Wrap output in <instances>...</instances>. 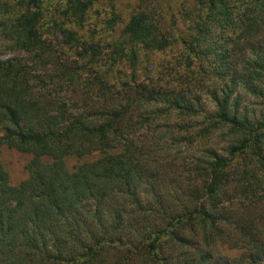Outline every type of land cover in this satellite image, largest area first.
I'll list each match as a JSON object with an SVG mask.
<instances>
[{
  "label": "trees",
  "instance_id": "trees-1",
  "mask_svg": "<svg viewBox=\"0 0 264 264\" xmlns=\"http://www.w3.org/2000/svg\"><path fill=\"white\" fill-rule=\"evenodd\" d=\"M58 2L57 17L51 16L49 23L65 36L67 44L78 47V28L92 19L94 1ZM191 6L188 2L181 6L171 26L174 30L180 21L188 23L187 39L174 36L171 30L166 34L154 16L137 12L121 32V40L105 46L113 49L107 60L102 58L99 43L93 38L84 40L78 57L87 60L92 74L79 92L88 112L79 114L69 113L76 102L47 93L50 85L70 87L78 84L81 76L73 65L57 60L43 39L40 23L44 9L48 11L45 0H32L13 19L9 34L14 33L11 40L15 46L33 55L35 65H55L56 71L38 74L36 67L18 58L0 62V151L6 146L32 155L28 178L18 186L10 184L0 163V264H103L101 255L107 254L108 246L117 250L124 246L118 264H193L196 242H187L183 231L202 237L204 243L220 239L232 248L245 249L248 259L244 264H264V211L260 209L255 216L241 213L237 219L224 216L232 200L251 199L259 191L264 194V151L260 145L264 121L240 117L237 102L234 106L230 103L233 90L227 84L222 97L213 91L218 109L214 114L199 110L209 126L202 134L213 130V124H228L245 138L230 148L229 159L212 152L209 159L195 160L196 169L184 172L186 178L173 179L171 174L173 181L186 183L190 190L180 196L188 199L186 208L173 212L169 201L178 199L166 201L171 192L166 195L162 191L170 182V171L182 173L190 166L169 158L154 136L158 124L169 121L172 113L182 118L193 117L198 111L185 96L154 92L148 82L137 87L131 84L143 63L139 62L142 55H157L181 45L186 71H193L198 64L203 70L208 67L206 75L213 79L234 78L253 85V93H257L255 83L264 86V0H195L194 8ZM119 19L112 12L101 26L114 32ZM247 49L254 58L238 70L239 57ZM101 62L108 65L109 73L130 63L131 79L119 81L109 78L107 72L99 75L95 68ZM195 80L202 88L198 77ZM251 148L254 157L248 170L238 173L243 180L231 181L230 164ZM70 157L92 161L69 171L65 160ZM229 190L235 197L229 198ZM148 193L156 200L154 206L142 205V196ZM129 208L136 209L145 223L136 236L125 232ZM106 216L111 218L108 225ZM225 224L233 225L232 230L228 228L231 233L227 234Z\"/></svg>",
  "mask_w": 264,
  "mask_h": 264
},
{
  "label": "rangeland",
  "instance_id": "rangeland-1",
  "mask_svg": "<svg viewBox=\"0 0 264 264\" xmlns=\"http://www.w3.org/2000/svg\"><path fill=\"white\" fill-rule=\"evenodd\" d=\"M93 1L94 8L90 12L92 19L87 21L82 28H78V38L81 41L80 43H77L80 44L78 47H74L75 43L70 45L67 44L65 36L56 28L51 27L53 25L49 23L51 16L57 17L56 14L59 10L58 0H45L46 5L48 6V11L45 12L46 9H44V18L40 23L42 31L44 30L45 32L43 34V39H47L46 42H48L53 49L52 51L57 56V60L58 58H60V61L62 60V62L65 60L69 65H73L71 68H77L79 70V76H81V79L77 77L78 84L70 87L67 84L61 86L50 85L47 89V93H55L54 96H59L62 99L76 102L77 106L69 111L71 114L88 112L80 102L82 94L79 93L83 92L84 83L88 82V74H92L89 73V70L91 69L87 65V60L78 57L79 54L83 53L81 44L84 43V40L89 42L91 38H93L95 43H99L103 52L102 58L103 60H107L108 55L113 49L110 47V49H104L107 48L105 46H107L108 43L115 44L121 40V32L129 22L131 15L137 12H144L154 16L156 20L161 22L160 28L163 26L164 30H166V34L171 30L174 36L183 35L184 38L187 39L188 33L186 28L188 23L180 21L177 25L178 30L175 28L172 30L171 26L173 23V17L181 12V6L183 7L184 4L186 5L187 2L190 3V6L192 5L191 7L194 8L195 6V0ZM31 2L32 0H0V62L4 63L18 58L22 59L25 63L27 61V66L31 68L36 67L35 70H37L38 74L53 75L56 71L55 65H35L34 56L26 53L24 50L18 49L15 46L14 40H11L14 37V33L12 35L9 34L13 19L24 10L28 4H31ZM112 12H114L116 16H119L120 22L116 25L114 32H106L108 27L106 25L102 27L101 24H105L107 19L111 17ZM3 24L5 26H3ZM182 53L185 54L180 45L179 48L177 47L175 49V47H173L166 52L157 55H142L139 62L143 63L138 65L139 68L136 80L131 82V84L136 87L148 82L152 89H154V92H162L164 94L171 92L175 93L179 98L185 96L186 102L190 101L194 106V109H197L198 111L195 115L193 114V117L183 116L182 118L178 117L177 113H172L169 121H161V123L158 124L160 127L156 128V134L153 131L155 134L154 140H158L159 147L165 148L167 152H169V158H178V163L180 165H184V167L190 166L186 169H182L183 167H181L182 173H180V170L174 171V173L170 171V177H168L170 182L166 183L167 189L162 191L163 193L166 191L169 193L171 192L167 197L168 199L165 198L166 201L175 197L178 199L177 202L169 201L172 204L170 210L180 213L186 208L185 204L188 201L186 197H180L182 195L181 193L184 191L190 192V190L186 183H181V181L176 183L177 180L173 181V179L180 178V175L182 178H186V176H183L185 174L184 172L188 169H196V167L193 166L194 161L199 157H207V159H209V153L212 155L213 152V156L218 155L227 159L231 158L229 155L230 148L238 146L245 138V135L242 132H236L233 126L228 124L220 127L213 124V130L202 134L203 131L209 127H206L207 124H204L205 119L203 114L210 112H213L214 114L218 109L217 103L213 99L212 92L215 91L218 96L222 97L226 94V92L223 91V86L227 84L228 88L233 90V97L230 103L234 106L237 102L239 116L247 117L249 121H264V86L262 84L255 83L254 85H257V93H253L250 90V87L253 85H244L239 80L233 81L235 80L234 78L219 81L218 79H213L212 76L209 77L206 75L209 73L208 67H205V71L201 66L195 64L196 66L193 68V71H186L182 63L184 62V56ZM243 55L245 57L242 55L239 57L237 63L238 70L244 68L247 60L254 58L253 54H251L248 49ZM235 56L236 58L238 57V55ZM210 58L213 59V55ZM102 64H104V62L99 63V65H97L98 67L95 68L99 72V75L107 72L106 74L109 75V78L111 76L113 78L117 77V80L119 81H126L128 78L129 80L131 79L130 74L132 67L130 66V63H125L123 67L124 69H115L110 73L108 72L110 70L108 69V65L103 66ZM93 70L92 72H94ZM196 77H198V82H202L200 83L202 88L197 85L195 80ZM62 86L63 90L61 91ZM91 96L92 95H90V97ZM160 107V109L165 108L164 105H160ZM199 110L203 111L202 115ZM153 129H155V126ZM141 133H143V131H141ZM260 145L264 151V138L261 140ZM253 151L254 149L251 148L246 155H239L234 158L233 162L230 164V175H232L231 181L243 180L238 173L248 170L249 161L254 157ZM165 157H167L166 154ZM31 159L32 155L30 154L6 146L2 147L0 151V163L8 174L9 182L12 186H18L22 181L28 178L29 174L27 166ZM90 161H92V158L78 159L76 157H70L65 160V165L69 171H73L77 166ZM171 174L173 175V179ZM145 188L147 189L149 187ZM190 188L193 189V187ZM233 188L234 185H231L232 190H234ZM178 189H180V191H178ZM167 192L164 194L167 195ZM228 193L230 194L229 198L235 197V194L230 190ZM202 195L203 193L200 192L199 196ZM240 199L241 201H238L237 199L236 201L232 200V202H229L226 212H224L225 217L231 216L237 219L241 213L245 215L249 213L255 216L259 214L260 209L262 212L264 211V194L262 192L259 191L257 195L251 197V199ZM249 200H252V202L249 203ZM110 202L113 205L116 204V201ZM155 203L156 200L155 198H152L151 194L148 193L142 196V205L147 206V204H149V206H154ZM244 204H246V206H244ZM127 210L131 211V213L126 222L125 232L136 236L141 229V226L145 225V223L141 222V218L136 214V209L129 208ZM109 222H111V218L106 216L104 218L105 225H108ZM152 224H154V221ZM223 227L227 234H229L231 232L228 228L232 230L233 225L225 224ZM183 232L187 242L188 240L196 242V253L193 257V264H244L248 259V256L246 255L248 252L245 249L232 248L231 244L227 241L217 239L214 244L213 240L208 244L204 243L205 241L202 237L196 238L188 231ZM99 233L101 234V232ZM123 247L124 246L117 250L116 246H108L107 254L103 253L101 255L104 256L105 260L103 264H118V259H120L121 255L124 253L121 250Z\"/></svg>",
  "mask_w": 264,
  "mask_h": 264
}]
</instances>
